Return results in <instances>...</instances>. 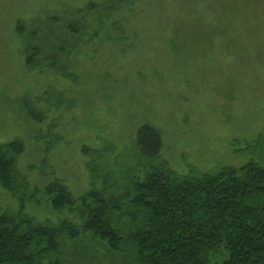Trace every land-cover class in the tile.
Segmentation results:
<instances>
[{
  "label": "rangeland",
  "instance_id": "rangeland-1",
  "mask_svg": "<svg viewBox=\"0 0 264 264\" xmlns=\"http://www.w3.org/2000/svg\"><path fill=\"white\" fill-rule=\"evenodd\" d=\"M103 1L0 0V143H25L18 169L38 185L57 177L81 195L90 187L81 148L105 140L133 160L143 122L162 134L157 160L179 174L244 164L247 156L236 151L264 139V0H130L98 31L87 6ZM114 21L123 34L109 27ZM88 22L78 35L68 28ZM27 45H41L72 79L48 64L28 68ZM22 100L45 120L29 119ZM54 134L53 173L43 177L29 167L39 166ZM6 208L15 202L0 189V211ZM34 215L57 218L46 206Z\"/></svg>",
  "mask_w": 264,
  "mask_h": 264
},
{
  "label": "trees",
  "instance_id": "trees-1",
  "mask_svg": "<svg viewBox=\"0 0 264 264\" xmlns=\"http://www.w3.org/2000/svg\"><path fill=\"white\" fill-rule=\"evenodd\" d=\"M129 1L89 2L98 31ZM91 22L68 28L78 35ZM109 27L124 33L120 21ZM16 31L25 34L21 22ZM109 35L108 41H118ZM41 47L27 45L25 65L48 64L71 80L73 74L58 67L54 56L46 58ZM21 105L29 119L45 120L33 101ZM46 140L45 157L29 167L43 177L53 173L47 156L58 134ZM161 147L160 130L148 122L136 128L133 160L128 149L115 154L116 146L105 140L98 148L83 146L90 187L74 195L57 177L38 185L18 169L25 153L21 139L0 143V189L15 202L14 209L0 211V264H104L109 258L111 264H264L263 136L236 151L247 156L244 164L192 168L188 174L157 160ZM45 206L56 219L34 215Z\"/></svg>",
  "mask_w": 264,
  "mask_h": 264
}]
</instances>
